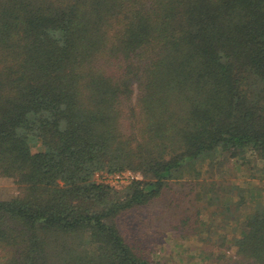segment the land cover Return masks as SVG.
<instances>
[{"label":"trees","instance_id":"obj_1","mask_svg":"<svg viewBox=\"0 0 264 264\" xmlns=\"http://www.w3.org/2000/svg\"><path fill=\"white\" fill-rule=\"evenodd\" d=\"M247 152L264 177V0H0V264H165L119 222L181 181L236 192L264 264V197L203 179Z\"/></svg>","mask_w":264,"mask_h":264},{"label":"rangeland","instance_id":"obj_2","mask_svg":"<svg viewBox=\"0 0 264 264\" xmlns=\"http://www.w3.org/2000/svg\"><path fill=\"white\" fill-rule=\"evenodd\" d=\"M257 165L255 156L247 152L243 157L223 160L203 179L206 183L214 180L218 185L243 187L252 201L264 197V177L257 172ZM115 176L102 173L98 179L121 187L131 177L129 173ZM199 190L196 181L172 182L153 203L124 214L119 222L122 232L165 264H237L231 244L237 218L225 217L232 209L237 211L235 206L225 208V199L233 198V203L238 199L236 192L231 198L221 192V204H214L209 195L201 199ZM15 192L12 178L0 181V198H10ZM248 211H237L239 219Z\"/></svg>","mask_w":264,"mask_h":264},{"label":"built area","instance_id":"obj_3","mask_svg":"<svg viewBox=\"0 0 264 264\" xmlns=\"http://www.w3.org/2000/svg\"><path fill=\"white\" fill-rule=\"evenodd\" d=\"M127 173H129L130 175H131V177L129 178V179H127L125 182L126 183H128V181L130 180V179H132V178H134V177H140L139 175H136V174H134V173H132L131 171H125V172H123V173H117V174H114V176H115V178H121V175L123 174V175H126ZM99 175H101V174H98V176ZM117 180H119V179H117ZM123 180H124V178H123ZM105 182H107V181H105ZM109 183V182H108ZM112 184V183H111ZM113 185V184H112Z\"/></svg>","mask_w":264,"mask_h":264}]
</instances>
